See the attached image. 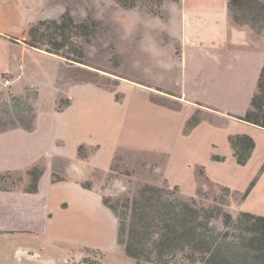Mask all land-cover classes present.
<instances>
[{
	"label": "rangeland",
	"instance_id": "1",
	"mask_svg": "<svg viewBox=\"0 0 264 264\" xmlns=\"http://www.w3.org/2000/svg\"><path fill=\"white\" fill-rule=\"evenodd\" d=\"M33 1L28 0L26 17L29 20L35 16L29 20L28 28L40 19H59L67 11L74 21L90 24L92 31L73 38L84 51L82 63L12 47L10 57H14L15 73H20L19 63L24 66L20 79L23 89H0V130L31 128L37 115L38 130L57 123L65 134L66 156L70 157L54 156L50 163L43 160L39 166L46 165L49 171L54 166L55 178L89 182L111 204L137 196L145 184L171 189L178 185L182 197H194L198 205L204 206L222 201L224 209L236 218L242 210L240 194L250 182L247 178L257 175L264 162L259 163L264 156V135H257L260 149L247 168L237 167L231 159L212 160L215 151L229 153L225 134L233 127L215 112L194 103L184 105L179 99L178 0H136L133 8H125L114 0H37V5ZM232 13L241 22L254 25L256 33L263 30L264 0H244L242 8L234 7ZM83 83L101 90L78 85ZM70 97L75 99L74 108L67 115L56 117L53 111L65 109L72 102ZM194 114L200 123L187 129L186 122ZM90 136L101 146L82 143L80 150L88 157L101 147L96 155L90 159L73 156L75 142ZM28 169L22 163H10V171H0L2 176L10 174L0 186L9 188L17 180L14 188H27ZM224 186L231 191L222 189ZM256 197L250 204L257 211H264V175ZM91 206L86 215L76 213L73 244L65 264L77 263L83 256L97 259L99 264H137L117 243L118 222L116 226L109 212L100 213L95 200ZM213 224L219 231H228L229 241L241 230L235 224L225 228L219 220ZM24 234L0 233V264H44L42 259L48 253H60L55 249L61 245H56L40 248V255L31 263H26L20 253L13 257L15 246L25 244ZM249 235L239 239L240 246L230 251L224 247L226 253L220 264H264V240L242 246L241 242H249ZM177 263L206 264L187 262L181 257Z\"/></svg>",
	"mask_w": 264,
	"mask_h": 264
},
{
	"label": "crops",
	"instance_id": "2",
	"mask_svg": "<svg viewBox=\"0 0 264 264\" xmlns=\"http://www.w3.org/2000/svg\"><path fill=\"white\" fill-rule=\"evenodd\" d=\"M36 1L34 0L33 4L37 5ZM37 3L39 4L38 1ZM27 9L28 0H0V75L9 76L11 86H14L17 92L23 89L20 79L24 66L19 63L20 73H15L16 68L12 64L14 57H10L12 47L22 52L30 48L49 57L55 55L26 43L29 20L35 17L28 20ZM176 9L181 46L179 99L184 105L194 103L205 107L232 125L233 130L225 134L229 153L221 154L215 151L212 154L225 157L219 162L231 159L237 167L247 168L258 155L260 145L257 135H264V128L235 116L245 113L252 95L257 90L258 78L264 64V28L260 33H256L250 24L235 21L229 11V0H178ZM78 85L96 92L101 90L95 86L92 89L91 83ZM70 98L72 102L65 109L53 111L56 117L67 115L74 108L75 99ZM37 119L38 115L31 128L13 127L0 131V171H10L7 170L10 163H22L30 169L43 160L50 163L54 156L70 157L66 156L68 151L65 148V134L62 128L53 123L46 129L38 130ZM231 134H248L255 141V148L245 165L236 162L228 140ZM82 143L99 142L91 136L79 138L74 144L73 156L80 157L77 147ZM99 145L101 146L100 143ZM212 146L216 147V144L212 142ZM100 149L101 147L95 153ZM113 151L114 148L111 155ZM93 155L80 158L90 159ZM263 161L264 156L259 163ZM42 167L43 173L38 179L35 191L29 192L24 188L0 189V233H25V244L15 246L13 257L20 253L26 263H31L40 255V248H56V245H61L58 250L55 249L60 252L57 256L53 251V254L48 253L42 262L65 264L73 244L71 236L77 212L82 216L90 213L91 203L95 200L99 212H109L116 226L117 218L104 205L100 192L93 187H84L83 182H71L64 176L55 178L52 174L54 166L50 171L46 165ZM263 175L264 171L247 197L241 200V211L264 216V211H257L250 204L252 199L258 198L256 194ZM250 178H247V183ZM92 195L96 198H92ZM81 245L87 246L85 242Z\"/></svg>",
	"mask_w": 264,
	"mask_h": 264
},
{
	"label": "trees",
	"instance_id": "3",
	"mask_svg": "<svg viewBox=\"0 0 264 264\" xmlns=\"http://www.w3.org/2000/svg\"><path fill=\"white\" fill-rule=\"evenodd\" d=\"M114 1L125 8H133L137 3L136 0ZM243 1L229 0V11L237 22L241 21L232 12L234 7L241 9ZM251 26L254 28V25ZM91 31L90 24L74 21L71 14L66 11L59 19H40L37 23L30 25L25 41L32 47L62 56L73 63H82L84 51L73 38L76 35H87ZM235 117L264 128V64L258 78L257 91L252 95L249 107L243 115ZM198 122L194 114L187 120L185 127L194 128ZM228 140L236 162L245 165L255 148L254 139L248 134H231ZM81 146L77 153L80 157H86V154L81 153ZM211 157L217 161L225 159L224 156L218 154H213ZM263 171L264 162L257 175L250 180L245 191L240 194V200L247 197ZM42 173L43 167L39 165H34L27 170L30 183L25 188L26 191L33 192L37 189V182ZM9 175L8 173L1 175L0 180L3 182L0 183L5 184ZM16 181H12L9 188L0 186V189H12L16 186ZM82 185L88 188L91 184L87 182ZM178 189V185H174L171 189L168 186L145 184L140 188L137 196L119 199L114 204L109 203L108 199L102 196L104 205L117 218V243L122 246L124 253L133 258L137 264H178L179 257L192 263L199 261L206 264H220V261H224L226 253L224 247L230 251L237 245L240 246L239 239H246L247 234H250L249 242H241L242 246L259 244L264 240L263 215L241 211L234 218L229 211L224 209L222 201L210 206L198 205L194 197L187 199L179 195ZM222 189L231 191L228 186ZM171 195L173 196L170 199ZM217 220L225 228L235 224L237 229L241 230L231 235L233 240L229 241L228 231H219L213 224ZM243 221L248 224L243 226L238 224ZM85 250H88V247ZM67 264H99V261L90 256H83L77 263Z\"/></svg>",
	"mask_w": 264,
	"mask_h": 264
},
{
	"label": "built area",
	"instance_id": "4",
	"mask_svg": "<svg viewBox=\"0 0 264 264\" xmlns=\"http://www.w3.org/2000/svg\"><path fill=\"white\" fill-rule=\"evenodd\" d=\"M12 81L9 76L0 75V89H7L11 86Z\"/></svg>",
	"mask_w": 264,
	"mask_h": 264
}]
</instances>
